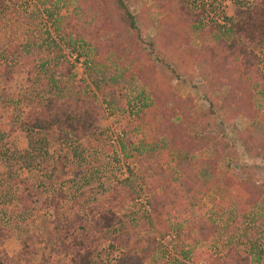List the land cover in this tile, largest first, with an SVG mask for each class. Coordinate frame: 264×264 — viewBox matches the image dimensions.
<instances>
[{
    "label": "trees",
    "instance_id": "obj_1",
    "mask_svg": "<svg viewBox=\"0 0 264 264\" xmlns=\"http://www.w3.org/2000/svg\"><path fill=\"white\" fill-rule=\"evenodd\" d=\"M35 1L45 8L53 5L51 0ZM153 1L160 4L159 10L165 15L159 23L164 28H172V34L164 39V44L155 47L157 52L162 49L174 56L188 43L189 33L193 29L197 31L201 41L198 51L200 71L194 75L203 83L201 97L207 103L206 111L201 115L191 114V110L187 114L190 98H177L172 92L167 93L168 87L164 83L157 84L153 80V74H157L153 62L141 63L134 51L145 25L138 26L141 18L129 11L127 0H95L94 3L81 0L77 8L80 12L74 10L68 18L46 9L49 30L54 38L44 25L37 26L35 15L22 14L20 0H0L1 84L10 82L12 72L22 68L16 62L12 63L13 69L7 68L8 62L15 60L13 56H21V62L41 76L37 84L29 82V76H26L25 82L15 85L14 95L12 87L2 95L0 264H32L34 255L38 256V264H144L158 248L155 237L162 238L169 232H174L180 243L174 245L179 259L156 264H193L197 259L195 256L190 258L183 243L190 239L213 244L215 233L223 235L228 228L231 235L239 233L238 241L235 238V245L223 254L205 255V264H258L264 260V208L256 205L264 194V182L255 185L251 174L247 173L238 188L230 189L233 196L227 192L223 180L216 177L215 167L218 159L228 155L234 145L245 148L251 156L264 162V72L258 70L264 60L261 50L264 48V0H233L228 14L222 17L225 25L208 18V10L198 6V0ZM219 2L213 0L211 7H216ZM124 33L129 34L125 40ZM111 38L127 41V48L107 62L95 60L96 52H100L106 42L103 39ZM61 47L75 52L77 60L83 56L81 54L88 53L82 61L84 80L75 79L71 64L61 54ZM148 47L150 57L154 47L152 44ZM255 52H260L261 56ZM44 53L50 57L43 59ZM129 56L135 60L132 66L128 64ZM123 63L130 67L125 71L127 77L136 75L155 90L150 104L142 103L141 109L135 112V116L143 121L142 136L146 141L144 145L132 147L137 157L138 176L135 175L144 184L147 194V211L134 202L138 194L129 179L130 171L128 177L115 182L102 201L95 199L97 194L103 193L101 186L80 192L85 184L96 178L98 171L93 170V166L99 165L100 158L109 149L116 162L113 147L104 150L96 144L94 148H86L81 142L93 133L99 117L100 104L96 96L92 94L91 99L88 94L93 90L105 104L113 100L109 84L115 83L112 73L116 70L112 69ZM156 63H162V59H156ZM223 87L224 93L220 91ZM164 95L168 97L162 100ZM167 103L171 104L170 108ZM106 105L109 107V103ZM176 108L174 122H171L170 115ZM249 112H252L247 115L250 118H261V136L254 138L239 132L236 139H229L232 135L226 133V123L237 114ZM157 117L163 122L156 124ZM211 117L218 118L216 121L223 127L224 135L216 134L209 122ZM166 122L170 125H165ZM51 129L55 131L57 147L51 166L45 167L49 145L45 135ZM17 132L27 140L26 148L21 151L10 146L9 139ZM171 134L178 135L187 145L193 143L197 147L194 150L211 152L215 165L205 161V165L213 170L208 181L204 183L199 175L202 161L194 158L191 150L173 142ZM133 142L129 136L120 148L125 159L131 156L127 150ZM173 154L178 156L174 162L176 172L169 170ZM14 163L22 164L26 170H32L36 165L40 180L33 183L18 177ZM64 184L70 185L68 193L63 190ZM198 184L204 185L197 187ZM157 187L160 192H156ZM213 189L218 193L207 209L202 196H209ZM237 197L241 201L236 200ZM126 202L132 203L134 211L126 216L116 215L115 210ZM256 207L260 212L254 214ZM224 217L230 222L222 220ZM184 226L187 231L182 232ZM39 227L43 230L38 231L36 228ZM12 229L26 231V235L21 239L18 251L8 256L4 244L12 235ZM190 233L196 237H191ZM39 244L41 249L38 250L35 246ZM241 246L245 251L240 253L238 248Z\"/></svg>",
    "mask_w": 264,
    "mask_h": 264
},
{
    "label": "rangeland",
    "instance_id": "obj_2",
    "mask_svg": "<svg viewBox=\"0 0 264 264\" xmlns=\"http://www.w3.org/2000/svg\"><path fill=\"white\" fill-rule=\"evenodd\" d=\"M51 1L53 2V5H48L45 8L44 6H41L39 2L37 3L35 0H20V10L25 16L29 15V13L35 15L37 19V26L41 27L44 25V27L48 30L49 20L45 13L46 9H51L52 11H54V15L55 13H58L64 18L70 17L71 13L74 10H76L77 13L80 12L77 8L81 0ZM92 1L94 3L95 0ZM223 1L225 0H220L219 3ZM207 2L208 6L205 7V9L202 7L205 11L209 8H215V6L211 7L213 0H207L205 3ZM231 4L232 3L230 2L229 5L224 6L226 7L225 14H228V8ZM159 6L160 4L154 2L153 0H127V8L129 9V11L141 18V21L138 23V26H141L142 24L145 25L141 40L138 42L139 45L136 48V51L134 52L138 53L140 61L143 65H147L152 62L155 64L157 74H153V80L157 84L164 83V85L168 87L167 93L172 92L176 95L177 98L181 99L190 98V102L186 106L187 114L190 113L191 110V114L194 113L201 115L206 111L207 103L202 100L201 97V93L204 92L203 83H200L201 81L194 75L200 71V64L198 62V51L201 46V41L198 38L197 31L193 29L189 33L188 43L185 46L180 47L174 56H172L169 51L164 52L162 49L161 52H157L155 50V47H159L161 44H164V39L168 37L169 34H172V28H164L159 23L160 19L165 17V15L159 10ZM49 34L52 38H54V35L51 30H49ZM124 35L123 39L125 40V38L129 34L124 33ZM103 41L106 42H104V44L102 45V49L100 50V52H96L97 54L95 55V57L93 56L95 60L107 62V59L115 57L114 54H120L123 48H127L128 46L127 41H119V39L117 38H111V40L103 39ZM2 42V37L0 36V44ZM149 44H152V46L154 47V54H150V57L147 55L149 51ZM261 50L264 52V48H262ZM61 54L64 59L69 64H71V71L74 74L75 79L84 80L85 77L83 76L82 61L83 56L88 57V53L81 54L83 56H80L77 60L75 59V52L70 51L67 48L61 47ZM255 54L259 55V57L261 56L260 52H255ZM20 57L16 58L13 56V59L15 60L8 62L7 68H9L10 70L13 69V62L22 65V68L19 70L16 69L14 72H12V79L6 85L1 84L0 81V107L1 100H3L4 98L2 96L3 92L7 93V91H9L12 87L14 88V95L15 85L17 84V82H25L28 79L26 78V76H29V82L31 81L32 83L35 82L37 84V79L41 80L39 72L35 74V71L32 69L31 66L26 65L24 62H21L22 60ZM49 57L50 56H48V53H44L43 59H47ZM129 59L130 60L128 64L132 66L135 60L133 56H131ZM156 59H162V63H156ZM128 64L123 63L119 67L112 69L116 70L114 73H112L114 74L113 78L116 79V81L115 83L111 82L109 84V86L112 87V92L114 94V99L107 102L109 103V107L106 105L107 103L105 104L100 101L101 97L98 93H95L93 90H91V94H88L89 96H91V99L92 94L96 96V100L100 104L99 117L97 118V125L93 130V133H89L86 139L81 142V145L85 146L86 148H94L96 144H100L102 148H104V150H106L108 146H111L113 147L112 149L116 156V162L112 160L113 154L111 155L109 149V152L106 153L105 156H102L103 158H100L102 160L100 161L99 165H96L95 167L93 166V170L98 171L96 172V178L85 184L80 189V192L87 189L98 188V186H101L103 193L102 195L97 194L95 196V199L96 201H102L104 197H106L110 193V189L115 186V182L128 177V171H130L132 175L129 176V179L138 194L134 202L140 204L142 210L147 211L148 209L145 204L147 200V194L144 191V184L140 183V180L137 178V157L135 156L132 147L144 145L146 141L145 138L142 136V133L144 132V130H142L143 121L135 116V112L138 109H141L140 107L142 103H147L146 105H148V103L150 104V101L153 98L152 93L155 92V90L152 89L153 87L144 84L143 80H139L136 75L132 76L131 78L127 77L126 72L130 70ZM24 66L25 68L23 69ZM259 69L264 72V60H261V63L258 66V70ZM189 82H191V84H189ZM21 83L19 85H21ZM220 91L224 93L225 88H221ZM21 96L26 97L22 94ZM166 97H168V95H164L162 100H165ZM208 98L210 99L211 97ZM142 99L144 100V102H142ZM22 102L25 101L22 100ZM166 105L167 108L171 107L170 103H167ZM176 113L177 108L175 113L170 115L169 121L174 122L173 120L175 119ZM250 113L252 112L237 114L231 119L230 122L226 123L228 127L225 129V131L226 133L232 135V137H230L229 139H236V136L239 134V132L249 134L254 138H258L261 136L263 130V122L261 118H250L249 116H247ZM217 119L218 118L214 119L211 117L209 118V122L212 125L216 134L224 135L223 127L219 126L218 122L216 121ZM161 120V117H157L154 121L156 122V124H159L163 122ZM166 124L170 125L169 122H166L165 125ZM137 126L139 127L137 128ZM135 129L137 130L135 131ZM54 132V129H51L48 134L45 135L47 141L49 142V145L47 147L48 155L46 157L45 167L51 166L52 161L55 157L57 143L54 140ZM147 132L148 131H146V133ZM20 135L21 132H17V134L13 135L12 138L9 139L11 144L10 146L12 149L21 151L26 148L27 140L22 135ZM129 136L133 139L134 144L130 145L127 150L129 153H131V156L125 159L123 157V154L121 153L120 148L123 142ZM171 136L173 137V142L179 144L180 146L183 145L184 148L191 150V153H193L194 158H199L202 161L203 167L199 170V175L204 180V183L206 180L208 181V179L212 177L211 175H213V170L208 165H205V161L212 162V164L215 165V159L211 156V152L205 150L199 152L200 150H194L197 147L193 143L190 142V145H187L185 142H182V139H180L178 135L171 134ZM156 138H158V136H156ZM181 152L184 151L181 150ZM177 157L178 156L175 154L171 156V163L169 168L170 171L176 172L174 162ZM180 157H182V155ZM196 166L197 168H200L198 165ZM157 167H159V164ZM215 167L217 170L216 177L220 180H223L226 189H228L227 192L231 193L233 196H235V194L232 193L230 189L233 186L234 188H238V185H240V183L247 178V173L251 174L252 182L255 185L264 182V162L258 158L251 156L245 148H240L234 145V148L231 149L228 155L221 159H218ZM13 168L18 177L27 179L28 182L35 183L40 180L41 174L40 171L37 169L36 165L32 168V170H26L22 164L14 163ZM135 174H137V176ZM171 183L175 185L174 180H171ZM202 185L198 184L197 187H200ZM63 190L65 193H68L70 190V185L64 184ZM156 192H160L158 187ZM212 192L213 193H210L207 197L202 196V201L204 203L203 205L204 207L206 205L207 209L211 207V202L213 199L216 198L215 195L218 193L216 189H213ZM235 199H239L241 201L240 197H237ZM242 199L244 200L243 197ZM259 200L256 202V205L259 204L260 208L262 209L264 208V194L261 198V202H259ZM131 204L132 203L130 202H126V204L123 205L122 208L115 210V214L118 216H126L128 213H132L134 211V207ZM259 212L260 209L258 208L254 210V214H257ZM222 220L226 221L227 223L230 222V219L227 221L226 217L222 218ZM247 222L248 221H245V223ZM36 229L38 231L43 230L42 227ZM181 230L182 232L187 231V227L186 230L185 226ZM152 232L153 231L151 230V233ZM230 233L231 232H229V228L228 232H225L223 235H221L220 233H215L216 235L214 234L215 236L212 238H215V240H212L213 244L216 243L215 247L213 246V244L210 243H201L199 241L193 242L190 239L186 240L183 243L184 250L187 251L190 258H193V256H195V258L197 259L193 264H205V260L203 259L205 255L213 256L214 254H223L228 249H231L232 245H235V238H237L238 241V237L236 236L239 233H236V235H231ZM153 234L156 235L155 233ZM25 235L26 231L12 229V235L7 239L4 244V249L6 253H8V255L12 256L18 251L20 247V241ZM190 236L195 238L196 234L190 233ZM220 238L222 239L219 241ZM155 241H157L158 243V248L156 249L153 256L148 259L144 264H156L158 262L172 263L175 261V259H179V257L175 255L174 245H180V243L178 242L176 234L174 232H169L165 234L162 238H158L156 236ZM35 247L39 250L41 249V244ZM238 249L240 253L245 251V248L243 246L239 247ZM32 264H38L37 255H34L32 257ZM258 264H264V260H261Z\"/></svg>",
    "mask_w": 264,
    "mask_h": 264
},
{
    "label": "built area",
    "instance_id": "obj_3",
    "mask_svg": "<svg viewBox=\"0 0 264 264\" xmlns=\"http://www.w3.org/2000/svg\"><path fill=\"white\" fill-rule=\"evenodd\" d=\"M206 1L207 0H198L197 5L201 6L205 9V7L208 6V2L205 3ZM230 2L232 3L233 0H225V1L221 2L219 5H217L213 9V11H209V9H208V11L206 10L208 18L214 20L219 25H225L223 18H222L223 15H225V11H226V7H224V6L229 5Z\"/></svg>",
    "mask_w": 264,
    "mask_h": 264
},
{
    "label": "crops",
    "instance_id": "obj_4",
    "mask_svg": "<svg viewBox=\"0 0 264 264\" xmlns=\"http://www.w3.org/2000/svg\"><path fill=\"white\" fill-rule=\"evenodd\" d=\"M7 255H8V253H7ZM8 256H11V255H8ZM13 256V255H12Z\"/></svg>",
    "mask_w": 264,
    "mask_h": 264
}]
</instances>
